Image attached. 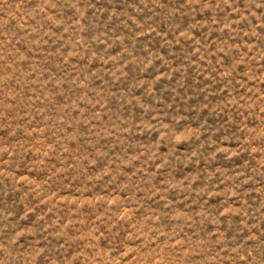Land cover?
<instances>
[{
    "label": "rangeland",
    "instance_id": "374dc122",
    "mask_svg": "<svg viewBox=\"0 0 264 264\" xmlns=\"http://www.w3.org/2000/svg\"><path fill=\"white\" fill-rule=\"evenodd\" d=\"M0 264H264V0H0Z\"/></svg>",
    "mask_w": 264,
    "mask_h": 264
}]
</instances>
